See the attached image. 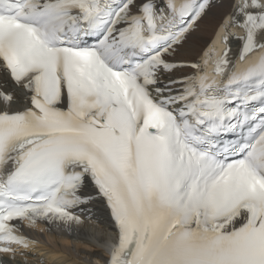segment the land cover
I'll list each match as a JSON object with an SVG mask.
<instances>
[{
  "label": "snow or ice",
  "instance_id": "obj_1",
  "mask_svg": "<svg viewBox=\"0 0 264 264\" xmlns=\"http://www.w3.org/2000/svg\"><path fill=\"white\" fill-rule=\"evenodd\" d=\"M0 71V257L102 200L103 264H264V0H0Z\"/></svg>",
  "mask_w": 264,
  "mask_h": 264
},
{
  "label": "bare ground",
  "instance_id": "obj_2",
  "mask_svg": "<svg viewBox=\"0 0 264 264\" xmlns=\"http://www.w3.org/2000/svg\"><path fill=\"white\" fill-rule=\"evenodd\" d=\"M215 23L216 20L212 17L205 20V24ZM201 36L207 40L211 36V31L201 33ZM180 58L194 60L196 55L193 53ZM187 71L189 70H184V73ZM175 75L181 74L177 72ZM6 80V75H1L0 85ZM7 90H15L17 96H22L20 90L15 89L10 81H7ZM18 106L26 107L27 104L19 100ZM84 191L89 192L86 187ZM78 215L83 218V223L71 225L70 230L56 228L41 221H38L35 227L24 224L23 231L36 243L28 249L21 250L14 259L0 257V261L6 259L10 264H103L108 259L104 250L105 244L113 235V227L106 209L100 201L90 202L82 206Z\"/></svg>",
  "mask_w": 264,
  "mask_h": 264
}]
</instances>
